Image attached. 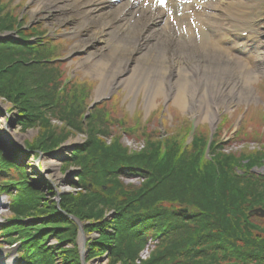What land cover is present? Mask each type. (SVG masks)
I'll return each instance as SVG.
<instances>
[{"label": "trees", "instance_id": "1", "mask_svg": "<svg viewBox=\"0 0 264 264\" xmlns=\"http://www.w3.org/2000/svg\"><path fill=\"white\" fill-rule=\"evenodd\" d=\"M0 28L15 31L21 36V42L8 43L12 45L10 52L0 49V96L5 95L19 108L18 121L23 127L38 125L41 129L36 142L33 145L27 143L25 149L44 153L58 147L61 141L73 134L67 127L88 133L87 141L73 152L72 157L81 166L80 180L87 179L97 184L93 189L95 202L101 207L108 204L115 212V217L110 222L104 220L100 208L94 209L89 205L85 211L80 212L84 217L90 214L97 220L94 226L99 230L103 224L114 228L116 236L101 230L100 241L93 242L95 248L115 241L113 245L108 244L101 250L111 251L115 259L128 264L129 259L132 261L137 256L136 245H142L148 237L160 236L166 239V246H171L159 250L155 257L142 264H155L154 260H161L157 264H162L163 261L176 264L190 257L196 258L192 260V264H198L200 259H206L207 264H211L209 260L213 257L241 258V264H253L247 263V259H255V264H264V224H257L253 220L255 216L248 213L253 207L264 208V173L257 175L250 172V167L263 163L264 153L253 151L237 157L223 153L222 150L215 151L214 147L218 142L215 139L211 146L212 159L206 160L203 149L208 131L205 130L206 127L203 128L204 131L202 129L203 132L199 131L204 125L195 132L191 142L183 144L182 148L175 136H169L167 143L160 145L153 140L155 137L151 141L149 134L142 128L139 131H143L146 136V146L139 152L128 153L118 137L107 140L99 137L101 131L109 133L105 129L100 106L93 108L85 121L86 129L83 128L81 115L87 100L83 95L82 85L74 89L72 86L61 92L57 83L59 76L56 77L46 69L49 65L42 58L44 51L48 52L52 45L37 48L26 42L27 34L38 35L40 32L30 29V34H25V30L18 28L17 21L6 18L4 14H0ZM15 54L24 57L23 65L18 63L20 59ZM55 69L52 72L56 73ZM49 116L59 119L63 125L59 128L52 126ZM55 129H61L62 132L58 134ZM187 134L188 130L185 132L186 136ZM158 154L161 160L158 159ZM3 163L24 172L21 166L9 162L0 148V164ZM233 167H238L241 174H237ZM116 170L131 176H141L144 181L137 187L127 185L121 188L118 185L120 182L112 178ZM206 185L213 190V194L201 199L199 193ZM104 186L106 190L108 187L111 189L107 191L109 196H104ZM32 189L27 186L21 195ZM31 200L27 195L20 197L23 207L27 205L26 202H29L30 207ZM61 203L60 207L67 212L69 208L66 202L62 200ZM22 205L14 207L16 212L22 211ZM180 206H187L188 212L178 211ZM54 212V217H63H60L58 210ZM261 220L264 223V219ZM57 223L63 224L59 221ZM181 225L187 227L184 234L173 238L175 240L171 242L169 236L182 231L179 228ZM255 229L263 230L262 236H257ZM5 231L9 232V237L12 233H17L22 258L27 264H53V249L46 247L42 234H34L22 224L7 227ZM50 231L54 232V229ZM75 232L76 227L71 223L67 224L65 234L74 237ZM65 234L61 237L64 238ZM101 242L104 244L100 245ZM75 248L74 246L69 251L70 254L65 250L64 258L72 264H80ZM236 261L234 263H239V260Z\"/></svg>", "mask_w": 264, "mask_h": 264}, {"label": "rangeland", "instance_id": "2", "mask_svg": "<svg viewBox=\"0 0 264 264\" xmlns=\"http://www.w3.org/2000/svg\"><path fill=\"white\" fill-rule=\"evenodd\" d=\"M41 1L43 0H0V14H4L6 18L12 21H17L18 28L25 30V34L27 32L30 34V29L35 30V32H40L38 35L27 34L25 38L26 42L31 44L44 40L47 36L51 40L59 38L58 36L65 38L62 43L51 44L52 49L48 52L44 51L42 56L44 60H42L45 64L49 65L46 68L48 71H51L56 77L59 76L57 83L58 89L61 92L65 91L66 88L73 86L74 89L82 85L83 95L87 100L86 108L81 115L83 128L86 129L87 126L85 124L87 117L85 118L84 116L88 111H91L89 105L106 100L98 105V107L100 106L99 109L103 112V123L109 133L101 131L99 132L101 134L99 137H104L106 140L112 137H118L121 145L125 147L128 153L139 152L146 146L144 132L149 134L151 141L155 137L153 140L157 141L160 145L164 142L167 143L169 136H175L176 142H179L182 148L183 144L190 143V135L193 136L195 132H198V129L202 125L204 127H201L199 131L203 132V128L206 127L205 130L208 131L207 136L212 138L210 144L207 140L205 141L203 149V156L205 158H212L211 146L215 139L218 141L214 147L215 151L222 150L223 153L233 154L237 157L253 151L254 153H264V119H261V111H264V89L262 87L264 85V75H255L247 87L243 86V79L239 81L238 86L239 89L242 88L243 95L247 98L249 94L248 100L238 98L239 95L236 93L238 90H234V93L232 92V97H225L224 100H221V96L228 94V90H224V87H227L224 83L219 88L222 91H220L216 100L212 98H215L216 94L210 95L209 98H203L200 95L201 100H199V106L201 109L195 110L196 114L190 112V109L184 112L172 102L177 91V81L174 80V89L172 90L170 98H156L154 101L155 108H150L151 110H148L145 106L144 93L140 88L139 92H134L129 96L127 89L124 87L108 89L100 97L98 92L101 80L95 74L88 71V67L96 59L91 62L87 60L89 55L88 50H92L94 53L102 50L101 53L103 52V55H106V57L110 55V51L112 50L108 48L104 49L101 44L92 49L90 46L84 49L79 48L78 50L74 48L84 34V32L77 33V35L71 34L72 31L73 33L76 32L73 28L75 24H78V21L75 19V22H72V24L71 22L60 23L58 14L55 11L47 9L50 3L47 1L41 3ZM43 30L44 32L42 33ZM19 39H21V36L17 32L6 30V28L5 30H1L0 28V44H6L4 46L0 45V49L10 52L12 45L10 46L8 43H19L21 42ZM262 51H264V48L258 50V52ZM47 54L49 55L44 56ZM16 57L20 59L18 63L23 65L24 62L22 60L24 57L21 58L20 55ZM62 59L65 61H61ZM52 69H55L56 73L52 72ZM236 69H238L237 66L234 67V72H237L235 71ZM234 80H239V77L235 78L234 75ZM260 88L262 89L260 90ZM199 91L200 89L196 91V95H198ZM210 101L217 102L216 105L212 104L215 107L212 108L214 119L204 120L202 117H204L206 108H209L208 104ZM49 118L52 126L59 128L63 125L59 119L51 118L50 116ZM10 119V127L13 131L11 136L5 135L3 129L4 120ZM18 119L19 108L12 100L5 97V95H1L0 148L9 162L16 164V166H21L24 172H19L20 170L15 166L10 167V170L0 171V264H27V261L22 258L20 242L16 239L18 237L17 233L14 232L9 237V232L5 231L7 227L10 228L15 225L21 226V224L26 229H31V232L34 234H42L46 247L53 249V264H72L66 261L67 259L64 258V254L65 250L69 253L74 246L79 254V258H81L80 254L82 255L84 264H123L120 259L117 260L111 255V251L101 250V248H105L108 244L113 245L115 241L113 243H105L106 245H103L104 242H101L100 245H103V247L98 246L96 248L93 244L95 241H100L102 237L101 230L106 234H114L116 236L114 228L111 225L103 224L101 225L102 229L99 230V228H95L94 226L97 220L90 216V214H88V217H84V214L80 213L86 210V206L90 205L94 209L100 208L102 210L103 218L106 222H110L115 217V212L110 205H102L101 207L99 203L95 202L93 196V191L95 190L93 189L97 184L87 179L85 181H83L84 179L80 180L81 166L72 157L73 152L87 141L88 133L67 127L66 129L71 131L73 133L72 135H69L61 141L58 147L55 146L53 149L39 154L34 151H26L25 145L27 143L33 145L36 142V138L41 133L40 127L38 125L23 127ZM192 125L197 130H194L193 134L190 133V135L186 136L185 132L187 130L190 131ZM142 128L144 132L139 131ZM137 131L139 133L136 134ZM55 132L59 134L62 130L55 129ZM182 136H184L183 139H181ZM63 147L65 149L63 154L56 157L55 153ZM46 158H53V160L59 163L54 173H49L44 168L43 164ZM233 170L237 174H241V170L238 167H233ZM250 172L262 175L264 173V161L258 166L250 167ZM112 175V178L120 182L118 185L121 188L127 185L137 187L144 181L143 177L138 175L131 176L124 173V171L120 172L116 170ZM27 186L33 188L31 192L27 190L25 193V195L32 199L31 206L28 207L29 202H26L27 205L25 204L23 207L20 202V197H25V195L21 194H23ZM204 187L202 192L199 193L201 199L213 194L211 188L207 185ZM108 188L106 190V186H104V196H109L108 192L111 189ZM62 200L66 202L67 208H69L67 212L63 207H60ZM21 205L23 207L22 211L19 210L16 212V208L14 207ZM54 208L59 211L61 214L60 217L63 216L61 219L54 217V211H56L52 210ZM183 208H186L188 212L187 206L178 207V211ZM37 209L38 211H36ZM73 212L79 213V215L74 216ZM254 216L253 220L257 224H264L261 222V219H264L263 217ZM57 221L63 224L58 225ZM69 223L76 227L74 237L65 234L67 232V224ZM185 227V225H181L179 228H182V231L174 232L168 239L173 242L175 240L173 238L184 234ZM50 229H54L55 233L50 231ZM254 232L257 236H262L263 230L257 231L255 229ZM58 234L60 235L58 236ZM64 234L65 237L62 238L61 235ZM165 240L163 237L160 238V236H151L146 238L141 243L142 245L133 244V246L136 245L137 256L132 261L129 259L130 262L128 260L127 263L142 264L152 257H155L159 250L171 246L169 244L166 246L167 243ZM212 255L214 256L213 253ZM192 260H196V258H186L181 263L192 264ZM236 260H239V263L241 262V258L231 259V257H213L209 262L211 264H239L234 263L237 262ZM247 260V263L251 262L255 264L254 262H256L255 259ZM160 261L154 260V263L157 264ZM207 262L206 259H200L198 264H207ZM168 263L172 264L171 261H163L162 264ZM80 264H82L81 259Z\"/></svg>", "mask_w": 264, "mask_h": 264}, {"label": "bare ground", "instance_id": "3", "mask_svg": "<svg viewBox=\"0 0 264 264\" xmlns=\"http://www.w3.org/2000/svg\"><path fill=\"white\" fill-rule=\"evenodd\" d=\"M43 1L50 3L47 9L58 14L60 23L72 24L75 19L78 21L73 28L76 32L72 31L71 34L77 35L80 32L84 34L74 48L78 50L90 46L92 49L101 44L104 49L112 50L108 57L103 55L101 50L98 53L88 50L87 60L91 62L93 57L96 59L88 67V71L101 80L98 92L100 97L104 91L117 89L121 85L127 89L128 96L139 92L140 88L144 93L145 106L149 110L155 108L156 98H170L174 81H177V91L172 102L184 112L190 109V112L196 114L195 110L201 109L199 106L201 96L209 98L210 95L216 94L215 98L212 97L216 100L222 91L219 88L223 83L227 86L224 90L227 89L228 94L221 96V100L232 97L234 90H238L236 92L238 98L243 100L249 98V94L247 98L243 95L238 84L243 79V86H249L256 73L249 71L243 76L240 69L234 72V64L242 69L243 66L234 63L232 57L221 54L220 45L227 38L216 37L217 33L206 32L211 29L213 31L227 19L220 13V6L224 5L223 8H226L227 3L226 9L229 11L240 4L239 0L216 2L207 0L208 5L212 7L211 11L200 13L201 23L195 25L196 31L188 28L185 32H176L169 26L167 15L163 19L159 12L152 13L149 6L151 0H140L138 4L136 1L130 3L129 0H117L116 3L115 0H111L112 4H109V0ZM147 3L148 6L142 9L143 4ZM173 6V2L168 3L169 9H173ZM195 33L199 34L197 38L200 39L201 47H195L193 44L192 36ZM233 74L235 78L239 77V80H234ZM198 89L200 91L196 95ZM216 103L209 102V108L204 111L202 119L214 117L212 108L215 107L212 104ZM10 122L11 119L4 120L3 129L5 135L11 136L13 131ZM64 150V147L61 148L55 156L63 154ZM2 155L5 157L4 153ZM58 164L53 158H46L43 166L49 173H54Z\"/></svg>", "mask_w": 264, "mask_h": 264}, {"label": "water", "instance_id": "4", "mask_svg": "<svg viewBox=\"0 0 264 264\" xmlns=\"http://www.w3.org/2000/svg\"><path fill=\"white\" fill-rule=\"evenodd\" d=\"M180 212H183V213H186L187 212V209L186 208H183V209H180ZM249 214L250 215H257V216H259V217H263L264 218V209L263 208H255V209H253V210H251L250 212H249ZM80 256H81V261H82V264H84V262H83V257H82V255L80 254Z\"/></svg>", "mask_w": 264, "mask_h": 264}, {"label": "snow or ice", "instance_id": "5", "mask_svg": "<svg viewBox=\"0 0 264 264\" xmlns=\"http://www.w3.org/2000/svg\"><path fill=\"white\" fill-rule=\"evenodd\" d=\"M161 2H164V0H161Z\"/></svg>", "mask_w": 264, "mask_h": 264}]
</instances>
